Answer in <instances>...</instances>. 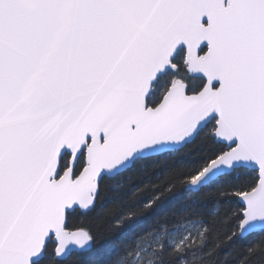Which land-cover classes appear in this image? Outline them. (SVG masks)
Here are the masks:
<instances>
[{"label":"snow or ice","instance_id":"snow-or-ice-1","mask_svg":"<svg viewBox=\"0 0 264 264\" xmlns=\"http://www.w3.org/2000/svg\"><path fill=\"white\" fill-rule=\"evenodd\" d=\"M0 264H264V0H0Z\"/></svg>","mask_w":264,"mask_h":264}]
</instances>
